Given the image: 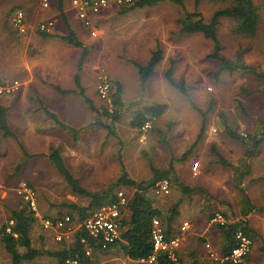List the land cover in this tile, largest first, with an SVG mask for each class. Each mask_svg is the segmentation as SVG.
<instances>
[{
	"label": "rangeland",
	"instance_id": "374dc122",
	"mask_svg": "<svg viewBox=\"0 0 264 264\" xmlns=\"http://www.w3.org/2000/svg\"><path fill=\"white\" fill-rule=\"evenodd\" d=\"M107 1L105 10L110 5L111 8L109 14L105 12V44L100 45L98 39L95 45H91L90 55L82 63V94L93 102L94 110L80 95L66 97L63 105L60 104L67 118L74 121L71 124L74 127L82 126L83 130L74 141L76 143H70V133L55 127L48 119L39 118L33 107L35 102L22 100L19 95L16 96L17 91L0 95V105L10 118L9 128L17 137V140L4 137L0 130V230L10 221L12 210L20 207L21 203L30 202L18 193L21 184L26 183L34 193L37 208V221L32 230L33 247L41 252H57L70 245L73 234L58 241L56 234L45 231L40 222L47 217L62 219L63 216L75 214L71 205L84 207L88 204L87 198L72 193L50 160L52 146L58 145L62 153L65 151L72 175L90 192H103L111 188L121 176L122 165L130 179L142 182L154 177L149 163L162 172L169 170L172 163L173 171L169 178L172 188L177 191L173 194L181 197V201L184 195L174 182L176 179L183 185L190 184L195 188L199 184L206 185V197L196 194L186 207L182 205V209L186 214L196 216L194 223H198L199 228L208 223L206 233L221 248L224 238L214 225L218 223L214 218L220 215L226 222L238 221L240 194L232 182L233 171L217 165L211 147L214 145L229 163L240 167L239 161L245 149L226 134L221 116H225L228 125L240 135L258 138L264 118V81L259 82L248 72L221 71L218 62L209 57L214 44L200 34H180L179 20L186 13H200L208 21L229 2L200 0L197 5L196 0H184V5L178 6L165 0L153 7L121 14L124 5L120 0ZM45 2L47 7L44 6ZM254 2L260 14L257 33L253 36L238 33V22L224 18L218 27V38L227 60L241 61L264 73V0ZM40 6L49 9V0H2L0 45H4L8 38L6 35L12 29L11 20L16 10L26 12L28 26L34 30L42 22L48 21H43L44 16L36 14ZM159 47L162 58L155 74L147 82H142L136 64L146 65L151 54ZM105 58V67L100 70L98 78L101 72H105L111 84L110 98L106 100L98 95V84L92 96L96 73L93 66L103 65ZM171 66L175 81L184 82L188 96L167 82L165 73ZM71 81L81 93L75 80ZM64 85L68 86L69 81ZM117 85L123 88L124 107L115 124L117 137H113L96 122L111 123L102 113L104 110L113 111L112 95ZM158 103L166 104L167 108L159 119L149 124L147 131L140 133L130 127L132 116L139 107ZM198 110L206 114V131L196 143L202 125V115ZM18 143L35 157L26 158ZM194 143L196 146L192 149ZM250 166L248 179L256 178L258 183L251 185L246 181L243 187L246 186L256 205L264 207V143L258 148L257 156L250 161ZM193 167L197 168L196 171ZM119 190L123 189H114L113 193ZM125 191L130 196L133 193L130 188ZM149 193L148 196L154 195L151 189ZM155 197V202L158 198L162 199ZM162 200L166 205L170 204L168 198ZM184 203L186 201H182ZM198 203L202 204L200 210ZM124 214L127 217L129 213ZM211 215L214 217L209 218ZM250 219L261 235L256 242L253 241L251 253L255 247L256 251L246 264H264V214H252ZM90 257L93 264H144L129 261L119 245L109 252L93 249ZM0 264H12L10 255L1 244ZM24 264L56 263L54 258L42 254Z\"/></svg>",
	"mask_w": 264,
	"mask_h": 264
},
{
	"label": "trees",
	"instance_id": "16d2710c",
	"mask_svg": "<svg viewBox=\"0 0 264 264\" xmlns=\"http://www.w3.org/2000/svg\"><path fill=\"white\" fill-rule=\"evenodd\" d=\"M2 0H0L1 2ZM62 1V0H61ZM161 1L165 0H121L124 5L121 14H127L136 9H143L146 7H153L158 5ZM178 6L184 5V0H166ZM200 0H196L198 5ZM229 2L227 7L217 10L213 16L206 21L200 13H186L184 17L179 20L181 26L180 34L182 35H192L200 34L204 38L210 40L214 44L213 53L209 56L211 59L218 62L221 71L227 70L230 73L236 71H243L253 74L259 82L264 81V73L258 72L256 68L246 65L241 61H229L223 56V47L218 38V27L220 26V21L224 18L233 19L238 22L237 32L253 36L257 33L260 23V14L258 7L256 6L254 0H225ZM40 36L48 37L47 32H41ZM69 44L82 48V44L78 41L75 34L70 30L69 35L64 38ZM85 50V49H84ZM85 53V52H84ZM162 58V50L156 49L151 54L150 59L146 65L136 64L138 69V74L142 82H147L156 71V68ZM172 66L166 71L165 78L167 82L176 90L180 91L184 96H188L187 89L184 82L178 83L173 77ZM75 83L78 89H81L79 74H76ZM61 93H67L68 91L61 90L57 88ZM122 87L117 85V90L112 95V105L113 111L109 112L104 110L102 116L111 120L110 124H105L101 121H97V126H101L108 131V134L113 137L116 136L115 124L120 119V110L124 107V103L121 98ZM81 96L85 99L86 103L94 110V104L91 100L86 98L82 92ZM47 118L51 119L55 125L62 128L63 130L71 133L73 140L76 141L83 129L73 128L65 123H62L56 114L50 112L43 107V102L38 101ZM167 106L166 104H151L149 106L139 107L135 111L132 119L130 121V127L143 132V127L147 123H152L154 120L159 119L165 112ZM202 115V125L200 133L197 137L196 143L200 141L206 131V114L201 110H198ZM222 124L226 134L234 141L239 142L245 149L243 158L239 161L240 167L238 165H233L229 163L221 153L213 145L211 147V152L216 156L217 165L224 168H230L233 173V181L240 192L241 199L243 201V207L241 212V219L235 222H218L214 224L225 236L226 245L221 251V255L228 254L233 248L236 247L237 242L235 240V234L241 230L245 235L252 238L254 237V231L249 227L248 222L243 220V217H247L251 212L255 210L250 198L247 195L246 188L243 187L244 178L250 174V161L257 156L258 148L262 143H264V118L261 122V133L258 138H253L251 136L240 135L237 131L232 129L228 123L225 116H221ZM0 130L4 137H12L17 140V137L10 130L7 123L6 109L0 105ZM193 144L192 149L196 146ZM23 154L26 158H34L35 156L29 155L21 143H18ZM50 160L54 164V167L58 173L63 177L68 187L71 189L72 193L79 197L87 198L88 204L84 207L71 205V209L75 214L69 215L74 221L81 222L87 217L90 211L111 202L117 200L116 193H113L114 189H125L130 188L133 190L130 196L126 191V195L129 198L128 204L126 205L125 213H129L128 216L123 217L122 220V232L120 239L106 249H112L117 245L121 246L124 254L131 260H140L142 258H147L153 251L151 242V231H152V221L154 219H163L162 212L155 206L154 195L148 196L150 189L156 184L157 181L163 178H169L172 169V163L167 171L156 170L152 163H149L154 174V177L148 181L137 182L129 178L127 172L122 165L121 176L115 181L111 188L103 192H90L84 189L79 180L76 179L71 172L67 169L64 161L58 150L51 149L49 155ZM180 188L183 195H190L195 190L205 194L203 189H192L188 186L183 185L177 179L174 181ZM153 194V192H152ZM171 213L177 214L174 208ZM65 217V216H63ZM211 215L209 218H213ZM62 218V216H61ZM47 219L57 220L59 218L47 217ZM35 212L30 208L29 203H21L20 207L12 210L10 221L5 224L0 230V244L11 257L12 264H24L25 262H32L36 258L40 257L42 254H46L54 258L57 264H66L68 259H77L79 264H93L89 256L85 254V244L82 243V239L87 240L89 247L95 250H102L93 239L84 231L78 230L73 234L72 241L70 245L57 252L42 251L33 247L32 239V229L36 223ZM163 222V221H162ZM45 231H50L54 234V228H44Z\"/></svg>",
	"mask_w": 264,
	"mask_h": 264
},
{
	"label": "crops",
	"instance_id": "0c3cea01",
	"mask_svg": "<svg viewBox=\"0 0 264 264\" xmlns=\"http://www.w3.org/2000/svg\"><path fill=\"white\" fill-rule=\"evenodd\" d=\"M1 3L2 1L0 2V4ZM49 5V9H42L41 6L40 8L37 7L36 9L37 15H39L40 17L44 16L43 21L50 20L54 23L53 28L47 31V34H49L48 37L40 36V30L38 28L37 30H34L31 26H28L29 21L26 12V22H28L27 30L24 34H19L13 26V23H11L12 29H10L9 34L6 35L8 38H6L4 45H0V84H12L14 82H18L19 87L17 91L18 94L16 96L19 95L22 100L24 99L35 102L33 107L36 109L39 118L48 119L53 123L55 127L63 130L62 128L55 125L51 119L46 117L44 109L38 101L43 102V107L49 110L50 112L56 114L58 119L62 123H65L76 129H82V126L74 127V125L71 124L74 121L68 119L65 115V111L63 112V110H61L60 108L67 98L80 95L79 91L74 88V85L72 84L74 82H72L71 79L74 80L76 74H79L80 83L81 85H83V80L81 76L83 68L82 63L86 58L89 57V49L91 45L96 44V41L98 39V43L100 45L103 46L105 44V12H107V14L110 13L109 9L111 8V5L109 8H107L108 10L103 9L98 14L92 16L96 36H92L90 34L91 30L86 28L81 19L77 16V13L72 7L71 0H49ZM70 30L75 34L78 41L82 44V48H77L69 44L64 39L69 35ZM105 61H107L106 58L105 60H103V65L95 64L93 66V69L96 73L95 85L92 91V96H94L96 93V86L98 84V74L100 70L105 67ZM68 81L69 85L65 86L64 83ZM57 88L68 92L63 94ZM122 95L123 88L121 98ZM7 123L9 126L10 118L8 114ZM70 139V143L73 144V137L71 136ZM52 148L54 150L59 151L65 166L67 167L69 172H71V169L69 168V163L67 161V156L65 155V151L64 153H62L61 147L58 145H53ZM250 174L244 178L243 184L246 183V181V184L251 183V185L258 183L256 182V178L248 179ZM232 182L234 181L232 180ZM251 185H249V190H251ZM188 187L192 189L195 188L190 184ZM235 188L237 189L236 185ZM197 189H203V191L207 193L205 190L207 189L206 185L199 184ZM173 192H177L175 188L171 189V193L168 196L161 197L162 199L168 198L170 201L169 205H166L165 201L160 198H158L156 202L154 201V203L155 206L163 214L164 220L162 219V221L165 225V228L167 229V232L171 235L180 234L181 236V246L179 249L178 256L182 264H219L211 262L212 260L209 257V252L213 251L215 253L221 254L223 247L226 245V238L224 234L220 231L223 235L224 243L221 248H218L219 246L215 245L216 243H214V241L212 240L211 235L206 233V231H208V228L205 227L208 223H205V225H203V228H199L200 226H198V223H194V218H196V216L186 214V211H183L184 208L182 209V205L186 207L187 202L191 203L190 200L193 199L194 195L199 194V196L201 197H206L205 194L203 195V193L199 192V190H195L190 195H184L182 201H186V203L182 204L181 197L177 198V196H175ZM211 195L214 196L213 193H211ZM247 195L250 198L252 204L254 205L255 210L251 212L247 217H243V220H246L248 222L249 227L254 231L253 239L249 237L253 243V241L256 242V238L259 237L261 234L254 226H252V221L250 217L252 214L255 213L264 214V207L256 205L255 201L252 200L248 192ZM154 198L156 199L155 196L152 197V199ZM198 204L199 205L197 206L200 210L202 204ZM242 207L243 201L240 196L241 211L239 212L238 220L241 219ZM174 208L176 209L177 214L171 213ZM210 209H212L211 206ZM165 216H167L166 219ZM185 222L188 223V228L185 231H181L180 229ZM112 249H102L100 251L109 252ZM255 251L256 247L255 249H253V254L251 253V251L249 256L244 261L245 264L248 263L250 258L253 257ZM89 258L91 257L89 256ZM128 260L132 263H141L139 260H131L129 258ZM55 263L57 264L56 260Z\"/></svg>",
	"mask_w": 264,
	"mask_h": 264
},
{
	"label": "built area",
	"instance_id": "2783aa9c",
	"mask_svg": "<svg viewBox=\"0 0 264 264\" xmlns=\"http://www.w3.org/2000/svg\"><path fill=\"white\" fill-rule=\"evenodd\" d=\"M121 2V0H120ZM122 3V2H121ZM77 16L81 19L84 26L91 30V35L96 36V31L92 21V16L98 14L108 5L107 0H71ZM48 6L47 2L44 4ZM12 23L19 34H24L27 30V22L25 13L22 10H16L12 17ZM52 21H45L39 24L38 29L41 32H47L53 28ZM99 83L97 92L100 98L106 100L110 98L111 84L105 72L99 75ZM18 82L12 84H0V95L12 94L18 91ZM150 125L147 123L143 127V131H147ZM197 168L193 167L196 171ZM172 183L168 178H163L156 182L152 188V192L157 197H165L171 193ZM23 195L29 203L30 208L36 212V204L33 198L34 193L28 188L26 183L21 184L18 192ZM117 200L108 204H104L89 212L86 218L81 222L74 221L72 217L66 216L62 219L50 220L41 219V224L44 228H54L56 239L62 241L65 237H69L78 230H84L95 243L102 247L115 244L121 237L122 220L125 216L126 205L129 198L123 190L116 193ZM214 221L225 222L220 215H216ZM188 228V223L185 222L181 227V231ZM237 245L226 255H221L213 251L209 252L210 259L219 264H242L249 256L253 243L252 240L245 235L241 230L235 234ZM151 242L153 251L147 258H142L139 261L144 264H182L178 253L181 246L180 234L171 235L167 232L164 223L160 219L152 221ZM85 244V254L90 256L92 249L87 244L86 239H82ZM66 264H79L77 259H68Z\"/></svg>",
	"mask_w": 264,
	"mask_h": 264
}]
</instances>
